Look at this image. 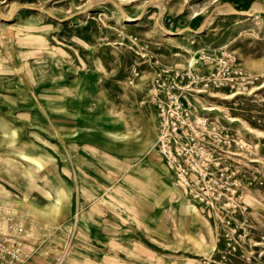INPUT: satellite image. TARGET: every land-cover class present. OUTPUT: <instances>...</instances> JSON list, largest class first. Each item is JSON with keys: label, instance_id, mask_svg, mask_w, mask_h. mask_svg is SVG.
Masks as SVG:
<instances>
[{"label": "rangeland", "instance_id": "1", "mask_svg": "<svg viewBox=\"0 0 264 264\" xmlns=\"http://www.w3.org/2000/svg\"><path fill=\"white\" fill-rule=\"evenodd\" d=\"M222 57L244 78L187 89ZM158 77L216 129L210 202L157 166ZM7 209L24 264H264V0H0L3 232Z\"/></svg>", "mask_w": 264, "mask_h": 264}, {"label": "built area", "instance_id": "2", "mask_svg": "<svg viewBox=\"0 0 264 264\" xmlns=\"http://www.w3.org/2000/svg\"><path fill=\"white\" fill-rule=\"evenodd\" d=\"M231 60L226 57L219 59V68L207 76L187 71L184 73L186 82L191 86V91L200 94V87L219 89L228 85H235L237 77L244 78L242 70L230 65ZM229 67L223 70V68ZM221 68V71H220ZM170 69L165 71V76L171 74ZM222 73V74H221ZM166 78L158 77L151 94V102L158 106L161 118H159V136L157 150L162 155L169 171L177 182L188 192L197 197L200 195L203 202H210L204 192V185L201 177L205 174L204 162H200V154L207 153L206 133L217 138L215 127L206 118L190 115H182L183 109L178 97L175 99L174 108H166L160 94L166 87ZM164 97L167 98L165 94ZM213 151V148H211ZM177 183V184H178ZM4 215L8 217L10 215ZM14 218V216H13ZM15 219V218H14ZM9 232L0 230V264H24L32 255L33 248L26 241L24 228L13 220H8Z\"/></svg>", "mask_w": 264, "mask_h": 264}, {"label": "bare ground", "instance_id": "3", "mask_svg": "<svg viewBox=\"0 0 264 264\" xmlns=\"http://www.w3.org/2000/svg\"><path fill=\"white\" fill-rule=\"evenodd\" d=\"M200 15V13H197L196 15H195V17H197V16H199ZM133 21H136L135 19H133L132 21H128V22H133ZM169 34H171V35H173L174 33H169ZM188 52H190L189 50H187ZM193 64H195V58H192L191 60H190V65H193ZM123 139L122 140H125V139H127V137H122ZM149 147V146H148ZM149 149H150V147H149ZM157 166H160V169H161V171H168L169 169L164 165V166H162L161 164H157ZM78 181V180H77ZM3 208V207H2ZM4 209V208H3ZM8 211H9V213H10V216H8V217H6L8 220H13V222L14 223H16L15 222V219L13 218V215L11 214L12 212L10 211V209H7ZM7 211V212H8ZM1 212H2V210H0V214H1ZM20 217H22V218H24V219H26V220H28V219H30V220H33L35 217H36V214H34V213H26V212H24V213H22V214H20ZM9 223V222H8Z\"/></svg>", "mask_w": 264, "mask_h": 264}, {"label": "crops", "instance_id": "4", "mask_svg": "<svg viewBox=\"0 0 264 264\" xmlns=\"http://www.w3.org/2000/svg\"><path fill=\"white\" fill-rule=\"evenodd\" d=\"M159 154H160V153H159ZM160 156H161V161H163L164 164H165V161H164V159H163V157H162L161 154H160ZM64 262H65V261L61 260L58 264H64ZM76 262H77L76 260L69 259L66 263H67V264H75Z\"/></svg>", "mask_w": 264, "mask_h": 264}]
</instances>
